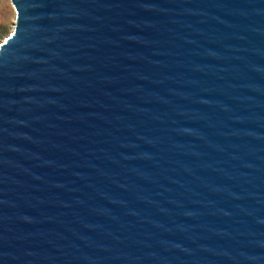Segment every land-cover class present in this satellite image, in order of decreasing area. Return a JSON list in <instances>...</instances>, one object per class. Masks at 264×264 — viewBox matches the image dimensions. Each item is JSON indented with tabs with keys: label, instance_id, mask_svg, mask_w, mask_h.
I'll return each instance as SVG.
<instances>
[{
	"label": "water",
	"instance_id": "obj_1",
	"mask_svg": "<svg viewBox=\"0 0 264 264\" xmlns=\"http://www.w3.org/2000/svg\"><path fill=\"white\" fill-rule=\"evenodd\" d=\"M0 264H264V0H11Z\"/></svg>",
	"mask_w": 264,
	"mask_h": 264
},
{
	"label": "rangeland",
	"instance_id": "obj_2",
	"mask_svg": "<svg viewBox=\"0 0 264 264\" xmlns=\"http://www.w3.org/2000/svg\"><path fill=\"white\" fill-rule=\"evenodd\" d=\"M16 22V11L11 0H0V42L9 34Z\"/></svg>",
	"mask_w": 264,
	"mask_h": 264
}]
</instances>
